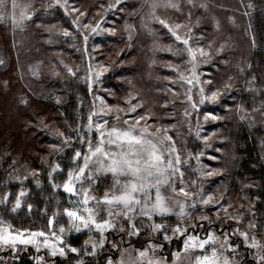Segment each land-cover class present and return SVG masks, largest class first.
Wrapping results in <instances>:
<instances>
[{
    "label": "rangeland",
    "instance_id": "1",
    "mask_svg": "<svg viewBox=\"0 0 264 264\" xmlns=\"http://www.w3.org/2000/svg\"><path fill=\"white\" fill-rule=\"evenodd\" d=\"M11 2L7 0L4 19H0V99L6 106L19 103L35 109L37 105L41 107V103L49 104L51 110L42 107L34 112L32 120L28 121V126L33 127L30 133L19 139V147L9 144L13 154L8 162L2 163L0 230L9 242L0 240V250L28 251L36 264H54L50 261L54 256L59 260L66 257L59 254V248L63 247L66 254L71 248L69 238L85 233L80 252L90 255L87 253L91 252V247L86 252L85 243L91 245L99 241V233L94 229L80 232L71 229L64 210L62 218L52 215L43 222H34L35 229L19 228L5 221L1 214L9 196L12 197L9 213L23 207L30 209L25 205L29 191L19 188L9 192L7 185L29 181L45 191L48 186L63 191L69 171L76 172L83 166L82 158L74 160L76 151L87 154V141L90 139L93 146L98 142L97 123L104 124L106 120L105 129L113 126L124 129L143 117L137 127L146 126L164 141L168 151L175 149L173 160L176 153L181 159L179 169L183 176L176 173L170 185L161 187L172 212L164 217L154 216L152 221L137 216L135 223L143 234V243L137 246L130 243L136 235H127L129 225L117 220L115 227L104 233V247L98 248L92 256L97 259L107 249L114 256H107L105 264H109V260L111 264H121V261L123 264H148L149 261L153 264H196L197 256L211 255L215 247L222 253L221 259L227 257L232 264H242L243 256L259 263L257 249L249 245L254 238L264 246V222L256 219L255 197L244 190L249 187V180L238 179L237 187L234 186L231 166L228 167L232 153L223 129L228 120L244 121L251 126L264 121L260 100L245 108L237 105L239 102L233 98L235 103L229 106L223 95L234 89L228 86L227 79L233 70L241 72L239 67L246 57L247 46L249 49L255 46L249 24L252 4L248 0H15L17 23L14 24ZM170 3L178 7H171ZM159 20L172 26L182 39L187 38L196 51L192 84L187 81L193 79V65L183 51L184 45L175 41ZM177 24L179 28L175 27ZM178 48L181 49L179 53ZM200 48L204 49L203 54L198 51ZM252 81L247 79L249 84L245 87ZM214 92L215 99L212 98ZM202 96L206 97L203 104L199 102ZM217 103L226 113L209 112ZM90 115L91 133L88 132ZM14 124L16 122L12 121L11 125ZM169 136L171 140L167 139ZM81 137L85 143H81ZM28 149L34 152L36 162L28 160L31 152ZM56 165L59 169L53 172ZM97 167L90 164L86 175ZM113 183L111 174H107L100 175L96 183L85 180L82 186L78 183L76 187L78 192L81 187L92 188V195L101 197ZM172 187L177 189L176 193L172 192ZM181 187L192 194L190 198L179 193ZM21 192L25 195L20 197V206L13 211ZM152 196H155L154 191ZM208 197H211L209 203L203 204L201 199ZM78 198L70 196L66 208L77 206ZM178 202L188 205L185 209L188 215L178 217ZM193 203L195 207L191 206ZM200 217L209 219L201 220ZM106 218L101 211L98 220ZM50 219L53 220L51 226ZM152 223L163 225V230L153 232ZM177 225L182 230L188 229L184 236L173 235L172 230ZM61 227L64 233L60 232ZM121 227L125 231L122 232ZM39 231H43L48 243L57 248L56 255H52L51 248L45 247V237H36V243L20 242L31 240L32 233ZM165 233L170 240L165 241ZM208 233L216 238L212 247L206 246L205 252L200 249L183 251V241L188 234L206 238ZM242 233H247V241ZM56 237H62L64 244ZM122 241L128 243H119ZM150 244L156 247L149 248ZM228 245L235 251L229 250ZM140 251H147V255L140 258ZM173 253H180L179 260ZM81 254L77 264L82 263ZM260 254L264 255V248Z\"/></svg>",
    "mask_w": 264,
    "mask_h": 264
},
{
    "label": "snow or ice",
    "instance_id": "2",
    "mask_svg": "<svg viewBox=\"0 0 264 264\" xmlns=\"http://www.w3.org/2000/svg\"><path fill=\"white\" fill-rule=\"evenodd\" d=\"M119 2V0H118ZM171 7H178L176 4H169ZM17 4L15 0L11 2L12 20L13 23H17L15 18V9ZM155 7V5H153ZM7 8V0H0V19H4V11ZM23 14L21 19H23ZM29 19L31 17H28ZM159 23L168 28V31L175 38V41L184 45L183 51H186L189 56V62L192 63V73L193 79L188 80L187 83L192 84L195 80V67L197 61L196 51L189 45V40L183 38L177 34L172 26L167 24L163 20H159ZM179 28L180 25L175 26ZM67 35V32H65ZM171 51V49H169ZM181 49H177L179 53ZM203 54L204 49L200 48L198 50ZM71 71V70H70ZM91 87V84H89ZM203 93V89H200ZM216 93L212 94V98L215 99ZM206 97L202 96L200 103L205 102ZM188 100L191 102L192 97L189 95ZM195 108V103L192 104ZM135 110L134 108L132 109ZM207 118V117H206ZM214 118V117H213ZM119 119V117H117ZM143 117L137 118L135 124L128 125L124 129L117 128L113 126L110 130L104 128V124L97 123L95 128L98 132L99 139L95 146L92 145L91 140L87 141L88 152L83 154L80 151H76L74 160L78 161L83 159V166L79 167L78 171H69L68 178L63 184V191L68 193L70 196H78L75 207L65 208L64 215L67 216L70 221L71 229L80 232L82 229L92 231L93 229L99 233V241H93L91 245L88 242L85 243V250L87 252L88 247H91V252L87 253L95 256L97 249H102L105 244L104 233L109 229H113L116 225L117 220H122L129 225L130 230L127 232L128 236L140 234V228L135 223L137 216L146 217L149 221L153 220L154 216H167L172 212V208L169 207L166 197L161 193V187L165 185H170L173 182V178L176 173L183 176V172L180 171L179 165L181 159L179 153L175 154V159L173 160L172 155L175 152L173 148L168 151L167 145L164 141L156 137L155 133L149 132L147 127H137L140 124V120ZM88 132L91 133L92 130V115L88 117ZM127 125V120L124 121ZM159 132V129H157ZM63 135V133H61ZM155 138V139H154ZM65 143H67L68 138L65 137ZM168 140L172 138L167 137ZM81 143H85L83 137L80 138ZM165 152H167V159H165ZM90 164L98 165L94 171H87ZM59 169V165L53 167L52 171L56 172ZM111 174L113 178V186L104 191L101 197H96L92 195V188L84 189L78 192L76 185L79 183L81 186L87 180L88 183L98 182V177L100 175ZM51 176V173H49ZM124 178V179H121ZM153 191L155 196H152ZM172 192L176 193L177 189L172 187ZM179 193L185 198H190L192 194L181 187ZM25 193L21 192L16 199V206L12 209L16 210L20 206V197L24 196ZM7 200V196L4 198ZM211 197L207 199H201L203 204H208ZM71 203V202H70ZM179 203V202H178ZM195 207V203L191 205ZM31 207V206H29ZM188 207L185 203H179L180 211L177 213L178 217H184L188 215L185 211ZM101 211L107 217L103 220H98ZM201 220H208V217H200ZM49 226L52 225L53 220H49ZM153 232H160L163 230L164 226L161 224L152 223L150 225ZM193 227H197L193 225ZM122 232L125 231L123 227L120 229ZM3 230H0V240L9 242L2 234ZM173 235L184 236L188 229L185 227L183 230L180 225H177L173 230ZM238 231V230H235ZM60 232L64 233L65 229L60 228ZM53 235H55L53 233ZM245 241L248 240L247 233H242ZM36 237H45L44 245L45 247L51 248L52 255L57 254V248L48 243L46 234L43 231L32 233L31 240H20L21 243H36ZM17 237L16 239H18ZM165 241L171 238L165 233ZM56 240L60 244H64L62 237H56ZM215 236L212 233H208L206 238H201L196 234H188L183 241V251L189 252L195 249H200L201 252L206 251V246L212 247L215 243ZM15 243V239L11 240ZM227 241L225 240V243ZM252 248L257 249L259 264H264V255L260 252L264 246L258 244V242L253 238L251 244ZM156 246L149 245V248L154 249ZM229 250L235 251L232 245H228ZM73 253H78L79 250L76 248H70ZM59 254L61 256L65 255V250L63 247L59 248ZM147 255V251H140L139 257L143 258ZM221 252H218L215 247H212L211 255H201L195 258L196 264H232L227 257L221 259ZM173 256L179 260L180 253H173ZM111 264V260H109ZM123 264V261H121ZM148 264H153L149 261ZM156 264H162V262H156Z\"/></svg>",
    "mask_w": 264,
    "mask_h": 264
},
{
    "label": "trees",
    "instance_id": "3",
    "mask_svg": "<svg viewBox=\"0 0 264 264\" xmlns=\"http://www.w3.org/2000/svg\"><path fill=\"white\" fill-rule=\"evenodd\" d=\"M248 1L253 6L249 24L255 46L250 47V49L247 46V51L245 53L246 57L244 56L241 67H239L242 68L241 72L238 69L233 70L231 72V77L227 79V81L229 80L228 86L234 89L225 93L226 90L223 95L226 96L224 101L229 106L235 103V101H233L234 98L239 102L237 105L245 106V108H248L249 105H252L253 102L257 100H260L264 107V0ZM210 72L212 78H214L215 72L213 70ZM222 75H226V73H222ZM247 79H253V81L250 82V86L245 87L248 83ZM13 80H16V78ZM10 81L12 82V80ZM15 84L17 85L16 82ZM251 87L255 90H253V88L251 90ZM0 94H2L1 88ZM223 95H221V99ZM4 103L5 101L0 99V191L2 183L4 182V169L2 163L5 164L8 162L11 158L10 155L13 154L11 152L13 149H11V145L9 144H12L14 148L19 147V139L26 137L31 131L30 127L32 126H28V121L32 120L34 112L37 113L42 107L50 109L48 103V106L40 103L41 107L37 105L35 109L29 105L27 107L26 105L22 106L19 103L10 106H6ZM216 111L226 113L223 108L221 109L218 103L209 108V112L215 113ZM67 112L70 113V110H67ZM5 114H7L6 120H4ZM12 121H15L16 125H11ZM223 129L225 132L224 136L229 139L228 145L232 153L229 159L231 160L230 165H228V163L227 165L228 167L231 166L229 169L231 171V177L235 179L234 186L237 187L238 179L244 181L249 180V187H245L244 190L255 197L254 210L256 219L260 222H264V121L257 126H251L244 121L228 120L224 123ZM33 147H35V144L31 149H33ZM29 151L31 152L29 157H27L28 160L36 162L37 160L33 155L34 152L32 150ZM19 188H26L29 191V195L25 200V205L31 207L29 210L23 207L15 213H9V205H11L12 200V197L9 196L8 204L4 206L1 214V217L5 219V221L9 220L10 223L19 228L28 226L35 229L33 227L34 222H43L47 217L52 215L54 217L60 215L62 218L61 214L68 205L69 195L61 190H53V186H48L46 191L39 189L29 181H26L25 184L10 183L7 185L9 192H13ZM0 207H2V205H0ZM142 235L143 234L133 236L132 239L134 241L130 243H135V246L143 243V241H141ZM84 240L85 233L70 237L68 243L69 247L76 248L79 252L73 253L68 251L65 254V258L59 260L57 256H54L50 261L54 264H77L76 261L81 254L80 251H82V242ZM119 243L128 242L122 241ZM106 250L103 252L104 254L97 259L92 255L81 254V257H83L81 264H105L108 259L107 256H114L112 251L107 252ZM242 259V264H259L255 263L253 260L244 258V256ZM0 264L36 263L32 260L31 253L28 251H11L10 249H6L0 250Z\"/></svg>",
    "mask_w": 264,
    "mask_h": 264
}]
</instances>
